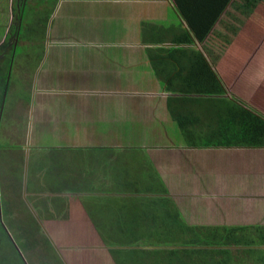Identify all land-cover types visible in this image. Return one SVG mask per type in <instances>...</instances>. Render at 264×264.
Segmentation results:
<instances>
[{"label":"crops","instance_id":"crops-1","mask_svg":"<svg viewBox=\"0 0 264 264\" xmlns=\"http://www.w3.org/2000/svg\"><path fill=\"white\" fill-rule=\"evenodd\" d=\"M261 7L264 3L256 0H198L182 20L171 0H0V45L21 32L24 38H42L44 45L23 52L13 43L0 51V69L6 72L5 82L0 78V228L11 246L18 244L9 232L17 230L4 210L17 219L29 215L38 225L40 199L68 204L65 215L80 214L82 228L97 238L91 248H101L77 197L106 202L113 212L118 211L115 203L138 196L105 188L118 179L116 169L132 172L124 160L115 163L120 153L137 159L146 154L154 170L170 166L174 176L187 168L190 173L192 157L203 158L197 166L205 168L203 175L199 171L204 191L175 194L179 200L203 199L201 219L194 221L196 214L189 211L191 224L248 226L255 239L264 236V146H190L202 135L226 136L215 118L219 112L226 121L231 102L264 117ZM18 45L27 47V41ZM16 50L23 55L21 66ZM249 50H255L252 72L243 62ZM197 53L220 79L222 96L198 95L181 80L196 74ZM11 71L19 77L18 86L10 82ZM196 82L193 86L203 81ZM9 83H14L10 93ZM15 87L24 93L15 94ZM127 132L139 134L143 142L164 136L158 144L165 148L148 149V141L141 146L119 142ZM43 149L49 154L41 159ZM56 215L55 210L47 214ZM46 224L49 245L66 247L55 218ZM16 256L31 264V256L28 261Z\"/></svg>","mask_w":264,"mask_h":264},{"label":"trees","instance_id":"trees-1","mask_svg":"<svg viewBox=\"0 0 264 264\" xmlns=\"http://www.w3.org/2000/svg\"><path fill=\"white\" fill-rule=\"evenodd\" d=\"M171 1L178 15L182 20H185L198 0ZM15 36V39H12L11 42V45L15 43V46H11L14 47V50L17 47H21V50H23L24 47L18 45V42L23 41H27L29 46L34 47V50H42V38L31 37L28 39L27 36L24 38L22 32L18 34V36L15 34ZM189 41L188 39V42ZM197 57L199 61L196 64V74L194 75L193 72H191L189 77V74L182 76L183 79L181 80L188 82L186 88L190 87L188 89L195 90V92H193L198 95L222 96L224 94V88L220 79L215 72L210 69V66L203 60L200 54L197 53ZM5 73V71H1L0 69V78L1 75H3L2 80L4 82L6 78ZM193 80L194 82L197 81L196 84L200 82V80L203 82L193 86ZM4 82H2L0 90ZM167 91H171L169 87H167ZM229 111L226 121L220 120L219 112L216 113L215 118L217 126L218 124L220 125L219 130L222 131V133L226 132V136L213 134L212 137L215 139H209L208 136L202 135L199 136L198 139L195 138L196 140H193L190 146H264V117L257 112L243 108L236 102H231ZM226 122H228V124L224 127V123ZM184 138H189V135ZM122 160L126 162L128 172L130 168L133 170L132 173H129L132 176L136 173L137 169L143 173L145 170L144 166H147L149 170L153 168L146 156L139 157L138 159H125L121 157L117 159L115 163H122ZM145 163L147 165H145ZM119 166L120 164H118V167ZM116 171L119 172L116 185H121L122 188L115 189V191L110 190V192L116 194L125 193V195L129 193L137 194V191L129 190L130 187L132 188V182H127L128 180L126 178L128 174L126 173L125 175V171L122 168H118ZM151 172L155 174L154 171L151 170ZM120 173L123 176H121ZM135 179H137L136 184L141 185V183H143L140 178ZM135 179L133 181H135ZM147 182H149L147 187L143 186L140 192L151 195V197L149 196L147 199L154 200L150 202L151 205L154 206V214L150 213L149 216H144L138 223L133 222V215L132 218L130 217V225L124 223L125 221L122 217V212L124 211L118 210L112 212L110 211L111 208L107 210L109 205H102V201L94 198H77L81 206L86 208V214L96 234H98L97 236L100 242L104 248L107 249V255L112 264H264V236L260 235L258 240L255 239L253 227H218L193 225L191 223L187 224L186 221H188V217L184 209L180 208V211L176 208L173 209L170 204L172 203V199L167 197V191L162 187L159 190L151 191L147 188H150L149 186H151L152 181ZM89 188L90 193H92L94 187L89 185ZM128 201L131 200L119 201L118 203ZM166 203L170 204L172 208L168 207L169 209H166L165 206H162ZM103 206H106L105 209L102 208ZM12 209L14 210V208ZM102 209L104 211H102ZM4 211L9 215L8 218L11 223L16 225V232L13 233L12 231H8L11 238L20 237L22 239V244L19 242L20 245L16 246L19 251H31V247L33 248L34 243H36L44 247L43 252L52 253L47 239L42 235L40 227L35 224L31 216L21 215L19 219H17L18 216L15 215V217L11 213V210L10 213H8L7 210ZM132 223L134 224V228L132 227ZM260 229V227L256 228V233L259 232ZM0 236L5 240V244L12 248L1 228ZM14 241L15 245H17L18 243L16 240ZM233 247L234 249H232ZM14 264H21V262L17 261Z\"/></svg>","mask_w":264,"mask_h":264},{"label":"rangeland","instance_id":"rangeland-1","mask_svg":"<svg viewBox=\"0 0 264 264\" xmlns=\"http://www.w3.org/2000/svg\"><path fill=\"white\" fill-rule=\"evenodd\" d=\"M256 1H258L260 4H261V2L264 3L263 1H260V0H256ZM257 12L258 13L264 12V8H262V7L258 8ZM2 38H3V36L1 37V40H2ZM11 42H12V40H7V38H6L5 45L8 46L9 44H11ZM5 45L4 44L0 45V51L4 50L3 47ZM41 45L44 46L42 42H41ZM23 50H34V47L29 46L27 43V47H24ZM249 51L250 52L248 55L245 54V58H243V62L245 64L247 63L245 65V68L247 66V68L249 70L251 69V72H252V70L257 68L256 64H253L252 63L253 61H251V58H250L255 50H249ZM6 52H4V54ZM29 52L30 51H28L27 54L30 56ZM2 56H4V55L2 54ZM22 56L23 55H19V51H17V50L14 52V57L17 60H19V62H18L19 66L22 65V61H21ZM14 73L15 72H13V71L10 72V76H11L10 82H17V86H18L19 77H17L15 79ZM12 84H14V83H11V84L9 83V87ZM16 88L17 87H15V94L17 93V94L22 95L24 93L23 90L21 89V87H20V89L19 88L16 89ZM13 89H14V87L11 86L8 89L9 93ZM8 94H7V96H9ZM231 97L234 98L233 94ZM6 103H7V101H6ZM125 134L126 135L118 136V141L121 143H124L125 145H128V146H141L142 144H145L146 141H148L146 139L144 140V142L140 141L139 139H142V136H140L139 134H134L133 132H132V134H130L128 132ZM164 140H165L164 136L158 135V136L152 137V139H150L148 141V143H147L148 145H146V146H147V148L149 146H152L151 148H153L154 146H159L160 148H165V146H163L165 143L164 144H158V143H163ZM45 141L51 142L49 140H43L41 142L44 143ZM107 141L109 142V140H107ZM40 145H43V144H40ZM43 150L47 151L48 149H43ZM46 151H42L40 153L39 156L41 157V159H44L45 155L49 154V152L48 151L46 152ZM129 155L120 153V156H122L125 159H132V157L135 156V154L132 155L131 153H129ZM144 155L146 156V154H144ZM139 157H144V156L141 154ZM133 159H137V158H133ZM192 159H193L192 162H194V165L189 168L190 173L188 172V168H187L186 173L184 171H182L181 175L174 176V169L172 170V167L169 166V167H166L164 169V171H163V168H162V170L160 169L157 171L154 170V168H152V169L150 168L152 171L155 172V174H153L147 166H144L145 170L143 173H141L140 170L136 168L137 171L133 176L131 174L127 175V178H126L128 180L127 182H132L131 183L132 188L130 187L129 190L137 191L138 196L132 195L133 198H130L131 201L124 202V203L120 202L118 204H116V203L114 204V207H116V210L127 211V213L122 212V217L125 221L124 223L129 224V221L131 220L133 215H134L133 222L138 223L140 219L144 218V216H149L150 213L154 214V211H155V210H153L154 206L151 205V203H150L154 200L147 199V198H149V196L151 197V195H146V194H143L140 192L143 189V186L147 187V185L149 183L147 181H152L151 186H149L150 188H147V189H150L152 191V190H159L162 187V188H164V190L167 191V193H168L167 197L172 199V203H170V204L172 205L173 209L174 208H176L177 210H179L180 208L184 209L187 217H189V214H190L189 211H192V213H195L197 216V217L193 216L194 221H196L197 218L201 219L200 218L201 215H199V214L201 211H203V209H202L203 208V201H202L203 199H192V200H190L187 198V199L183 200V197H182V199L179 200V199H177V195H175V194H179V193H189V192H190L189 194L191 195V193H193L195 191L199 193V192H203L205 189V183H203L202 179H201L202 178L201 176L205 172V168H204V166H197V164L199 162H201L203 158H199L196 160L195 157H192ZM101 161L103 162V159ZM145 165H147V164L145 163ZM149 165H150V163H149ZM2 171L3 170H0V172H2ZM16 171H21V168L17 167ZM199 171L202 172L201 173L202 175L199 174ZM132 172H133V170H132ZM165 172H167V173H165ZM196 172L198 175L195 174ZM158 173H162V175L158 174ZM129 178H131V179H129ZM135 178H138V179L140 178V180H142L143 183H141V185L136 184L137 179H135ZM134 179H135V181H133ZM116 181H118V180H114L112 182H109L108 183L109 185H107V187H105L106 190L115 191V189L122 188L121 185H116L117 184ZM195 181H197L198 183H194ZM73 200H75V199H73ZM109 200H110V203L113 202V199H109ZM178 200L182 202V206ZM49 202H47V201L45 202L44 200H40V199L37 200L36 205H37V210L39 213L36 215V219L38 221V226L40 227L42 235L44 236L46 234L45 228L46 227L48 228V225L46 223L51 218H55V221H57L59 223V225L56 226L59 230V231H57V234L60 235V238L62 241H64V244L66 247H63V248L56 247L57 249H55L54 247H52L50 245V249L52 250V253H49V252L46 253V252H43L44 247L42 245H40V244L38 245V244L34 243L33 248L31 247L32 250L31 251L29 250L28 251L29 253L28 252L26 253L27 257L31 256V264H57V263L53 262V261H55V258L57 260L60 259L59 262L60 261L61 262L59 264H104V263L105 264H112L110 259L107 256V249L104 248L101 245V243H100L101 248H99V249H98V247L97 248H91L90 245H96L97 244V242H96L97 238L94 235V233L91 232V230L89 231L88 228H84V229L82 228L83 219L81 218L80 214H78V215L69 214L67 216V215H65V211H66V209H67V211H69L68 210V207H69L68 204L56 205V204H53L51 202L49 203ZM72 203H74V201ZM105 203L106 202H102V205H104ZM170 204L166 203V204H163L162 206H165L166 209H169V208H172ZM54 210L57 211V213H59V215H56L55 217L47 216V214L49 215L50 212L54 213ZM102 211H104V210L102 209ZM191 222H192L191 218H189L188 221H186L187 224H189ZM98 223H96V224H98ZM193 225H195V224H193ZM132 227L134 228L133 223H132ZM67 236H68V238H67ZM16 239H18V238H16ZM35 239H37V238H35ZM13 240H15V238H13ZM21 241H22L21 238L19 240H16V242H18V245H20ZM232 249H234V247ZM97 250H99V251H97ZM19 254L22 255L24 261H28L25 253H23L22 251H19L16 246L15 247L12 246V248H11L7 244H5V240H3L0 236V262H1V264H14V263H16L17 262V256L16 255H19ZM51 255L54 256V259L51 258ZM62 261H63V263H62ZM21 264H24V263H22V261H21ZM27 264H29V263H27Z\"/></svg>","mask_w":264,"mask_h":264},{"label":"water","instance_id":"water-1","mask_svg":"<svg viewBox=\"0 0 264 264\" xmlns=\"http://www.w3.org/2000/svg\"><path fill=\"white\" fill-rule=\"evenodd\" d=\"M4 233H5L6 237H7V239L11 242V240H10L8 234H7L6 232H4ZM11 245H12V244H11ZM17 253H18V252H17Z\"/></svg>","mask_w":264,"mask_h":264}]
</instances>
